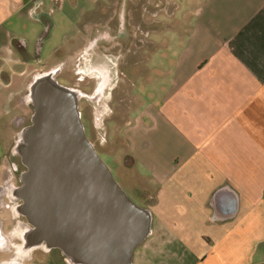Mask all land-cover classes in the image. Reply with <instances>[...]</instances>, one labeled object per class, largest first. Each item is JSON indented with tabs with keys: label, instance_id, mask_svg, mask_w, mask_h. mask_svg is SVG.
<instances>
[{
	"label": "crops",
	"instance_id": "obj_1",
	"mask_svg": "<svg viewBox=\"0 0 264 264\" xmlns=\"http://www.w3.org/2000/svg\"><path fill=\"white\" fill-rule=\"evenodd\" d=\"M159 1L174 26L153 31L171 41L150 60L156 92L133 96L125 77L119 99L129 157L154 189L137 202L151 232L130 264H264V0H148ZM43 3L0 0V124L39 62L17 29L41 23ZM6 182L16 187L11 172ZM11 216L0 193V264H82L59 251L23 259Z\"/></svg>",
	"mask_w": 264,
	"mask_h": 264
},
{
	"label": "water",
	"instance_id": "obj_2",
	"mask_svg": "<svg viewBox=\"0 0 264 264\" xmlns=\"http://www.w3.org/2000/svg\"><path fill=\"white\" fill-rule=\"evenodd\" d=\"M26 92L32 114L11 149L25 170L20 186L10 190L21 201L13 213L32 226L26 237L42 240L69 261L130 264L150 235L151 214L132 201L88 140L81 94L60 85L53 69L35 73ZM24 122L13 120L16 128Z\"/></svg>",
	"mask_w": 264,
	"mask_h": 264
},
{
	"label": "rangeland",
	"instance_id": "obj_3",
	"mask_svg": "<svg viewBox=\"0 0 264 264\" xmlns=\"http://www.w3.org/2000/svg\"><path fill=\"white\" fill-rule=\"evenodd\" d=\"M58 1V7H56L54 0H44L42 6L43 10L50 15L49 17L52 23V28L49 31L47 37H44L43 35L44 25L42 23H32V21L30 22L29 20H26V22L23 21L18 26L17 30L18 35H20L19 39L26 41L29 52L33 54L35 53L34 50H36L37 47V40L41 38V41L38 43L39 50L36 51V54L39 57V62L37 64L30 62L31 64L29 65V68L32 69V72L27 80V84L31 81V77L35 73L47 71L57 64L62 65V71L64 75H68L73 78L72 74L74 75L78 58H80V54L83 51L89 32L94 26H103L106 24V20L109 17L112 18L114 16V3L117 0ZM146 1L147 0H127V10H131L133 15V17L129 20L133 29L140 28L147 31L152 26V29H160L163 31L165 28L174 26V20L167 18V13L168 15L170 14L172 6H167L159 1L157 2L158 8H153V10ZM146 9L147 12L152 11L153 15H157L156 17H151L154 19V21L148 25L144 23L145 19H143V21L141 19V12L143 10L145 12ZM180 21L181 19H179L177 22L175 21V25L178 26ZM151 39L156 41L157 45L159 46L158 48L160 49L164 48L167 43H171V41H169L170 36L167 34V32L160 35L152 34ZM156 43L152 45L153 47L148 44L146 45V48L148 47L151 50L155 47ZM139 44L140 43L137 40H134L130 45V48L136 49L137 45ZM116 50L117 45L109 49L111 53H115ZM157 53L159 52L155 51L152 55L155 56ZM124 58L125 59H123V63L126 62V65H129L132 63L131 61L134 59V56L128 55ZM152 63L154 69L156 61L155 63L151 62V65ZM126 65H124L123 69L127 68ZM151 65L148 64V67H151ZM163 68L167 69V67ZM145 76L146 77H142L136 81L137 88L132 92L133 96H136L137 93H140V91L144 92L145 94L148 92H156V70L151 73L148 72ZM147 82L149 84L151 82V85L146 84ZM19 85L20 78H16L14 86L18 87ZM127 86L130 88L129 83H127ZM26 88L22 92V95L14 100L12 104V111L7 116L6 121L0 124L1 183L10 175L11 162L14 161L16 166L19 162L17 156L13 157L11 155V149L13 147L14 140L16 139V136L19 132V130L13 124V120L17 117H23L25 118V123L29 122L32 109L30 106H28V104L25 103L26 97L29 96V93L26 92ZM122 91L123 96H125V84L119 82L118 87L112 93L113 103L110 104V108L112 109L113 113L105 120L103 127L97 131L90 123V110H88L84 104H80V108L84 110L83 119L86 123L85 126L87 138L95 145L94 147L96 152L108 165L114 179L119 183V185L124 189V191L134 203L138 202L143 205H147L154 196V189L152 184L149 183L147 179L140 177L138 172L134 169V163L129 157L126 142L124 141L121 134L123 125L127 121L124 110L120 107V103L118 102ZM111 121L113 122L112 124ZM20 168L23 169L21 166ZM15 177L16 176H12V180L17 183ZM27 184H30V180H27ZM52 253L55 254V251ZM35 256L38 258V254ZM52 261L54 260L52 259Z\"/></svg>",
	"mask_w": 264,
	"mask_h": 264
},
{
	"label": "flooded vegetation",
	"instance_id": "obj_4",
	"mask_svg": "<svg viewBox=\"0 0 264 264\" xmlns=\"http://www.w3.org/2000/svg\"><path fill=\"white\" fill-rule=\"evenodd\" d=\"M146 2L152 9L158 8L157 2L151 3L148 2V0ZM114 4V16L112 18L109 17L106 20V24L103 26H94L89 32L83 51L80 54V58H78L74 75L72 74L73 78L63 74L61 64H57L53 68L47 70H54V77L60 85L76 90L81 94L78 107L85 133L86 123L83 119L84 110L80 108V104H84L86 108L90 110V123L97 131L103 127L105 120L113 113L110 108V104L113 103L112 93L118 87L119 82L122 83V78L126 77L129 80L130 89L131 92H133L137 88L136 81L142 77H146L145 75H147L148 72H152L148 64H150L153 52L157 49V43L151 39V35L154 34L153 31H157V29H152L151 26L147 31L140 28H136L137 30L134 31L127 18V0H117ZM146 12L147 9L145 12L144 10L141 12V19L142 21L145 19L144 23L148 25L154 21L151 17H156L157 15H153L152 11L147 12L146 15ZM134 40H137L140 44L137 45L136 49H131L130 45ZM155 43L156 45L153 49L150 50L148 47L146 48V45L150 44L151 47H153L152 45ZM116 45V52L111 53L109 49ZM128 55L134 56V59H132L131 64H127V68L123 69L124 66H120V63H122L123 59H125L124 57ZM118 102H120V100ZM28 106L33 109L31 104H28ZM112 123L111 121V124ZM28 124L29 122H24L17 127V129L20 131L21 128ZM11 155L13 157L15 156L12 153ZM20 166L23 167V169H21ZM24 170L25 168L22 166L20 159L17 166L14 161L11 162V173L13 177L16 176V186H20V175ZM10 189L11 186L6 182L5 186L0 188V193L7 194L8 196V203L12 209L11 218L14 222V237L19 238V233L22 234L21 241L17 242L16 240V243L11 246L12 251L19 250L21 256L24 257L23 259L30 263L34 262L35 254L42 255L48 252L58 251L55 249L48 250L42 240H32L26 237L30 230H32V226L28 224L23 217L16 216L13 213L14 207L19 205L21 201L11 198ZM21 219L24 220V223H22Z\"/></svg>",
	"mask_w": 264,
	"mask_h": 264
},
{
	"label": "trees",
	"instance_id": "obj_5",
	"mask_svg": "<svg viewBox=\"0 0 264 264\" xmlns=\"http://www.w3.org/2000/svg\"><path fill=\"white\" fill-rule=\"evenodd\" d=\"M49 16L50 15L47 14V13L46 14H44V13L42 14L41 13L40 15L36 16V18L44 25V32H43L44 34L42 33L44 35V37L48 36L49 31L52 28V23H51V20H50ZM42 34H41V36H42ZM22 67H23V65L16 66L15 70H20ZM4 76H5L4 77V81L8 80V74L4 72Z\"/></svg>",
	"mask_w": 264,
	"mask_h": 264
}]
</instances>
